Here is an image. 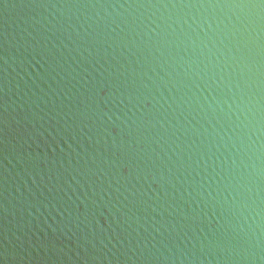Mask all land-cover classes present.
Masks as SVG:
<instances>
[{"label":"water","instance_id":"1","mask_svg":"<svg viewBox=\"0 0 264 264\" xmlns=\"http://www.w3.org/2000/svg\"><path fill=\"white\" fill-rule=\"evenodd\" d=\"M0 264H264V0H0Z\"/></svg>","mask_w":264,"mask_h":264}]
</instances>
